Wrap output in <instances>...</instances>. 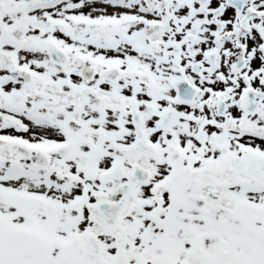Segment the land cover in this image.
<instances>
[{"label":"snow or ice","instance_id":"6c2138e0","mask_svg":"<svg viewBox=\"0 0 264 264\" xmlns=\"http://www.w3.org/2000/svg\"><path fill=\"white\" fill-rule=\"evenodd\" d=\"M0 264H264V0H0Z\"/></svg>","mask_w":264,"mask_h":264}]
</instances>
